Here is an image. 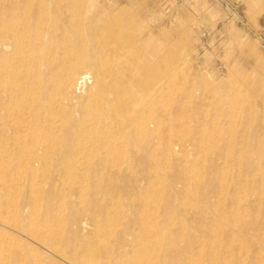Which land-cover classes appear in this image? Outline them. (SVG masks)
<instances>
[{
    "label": "bare ground",
    "instance_id": "6f19581e",
    "mask_svg": "<svg viewBox=\"0 0 264 264\" xmlns=\"http://www.w3.org/2000/svg\"><path fill=\"white\" fill-rule=\"evenodd\" d=\"M115 2L0 0V264H264V96L230 133L236 156L203 161L194 184L178 187L173 163L161 178L147 164L180 152L164 113L174 60ZM218 80L215 91L244 89ZM207 127L194 129L197 149L216 144Z\"/></svg>",
    "mask_w": 264,
    "mask_h": 264
},
{
    "label": "rangeland",
    "instance_id": "374dc122",
    "mask_svg": "<svg viewBox=\"0 0 264 264\" xmlns=\"http://www.w3.org/2000/svg\"><path fill=\"white\" fill-rule=\"evenodd\" d=\"M115 1L117 11L125 12L126 9L128 12L132 10L134 13H141L138 16L142 23L140 40L161 39L172 53V62L174 60L167 70L164 113L169 144L178 146L180 152L171 151L170 154H165L147 165L159 169L161 178H166V175L174 173V168H171L173 163L172 165L179 169L180 175L184 172L177 183L178 187L182 186L185 179L194 184L197 178L196 170L203 161L210 157L216 159L222 153L231 157L238 154L240 142L234 144V136L230 133L248 126L249 117H244V112L249 113L251 106L260 104L264 99V21H260V25L257 21L258 18L264 17V12L259 15L248 12V4L242 0ZM145 10L146 12H143ZM143 31L146 32L143 34ZM236 59L240 60V63ZM215 77L220 82L226 81L223 84L233 82L235 87L243 84L244 89L238 87L225 92L226 88L220 87L215 91L210 86ZM249 88H252L253 92ZM201 122L208 126L205 132L216 137L215 145L201 146L202 150L197 149L192 140L194 129ZM261 123L264 125V111ZM261 132L260 139L263 138L264 143V129ZM261 153H264V150ZM33 176L42 182L45 189L49 187L44 180L43 170H37ZM77 182L76 185L80 187L88 186L85 179ZM63 183H56L53 187L72 190V182L68 180L65 185ZM159 191L162 193L161 187ZM223 193L226 194L227 191L224 190ZM108 202L118 212L115 221L122 222L124 217L120 215L122 208H119L117 197ZM233 222L229 221V226L236 224ZM209 243L212 244L208 249L216 251L212 238ZM240 252L242 255L248 254V251ZM219 254L221 253H212L210 261L215 260V256L220 257ZM262 254L264 255V252Z\"/></svg>",
    "mask_w": 264,
    "mask_h": 264
}]
</instances>
